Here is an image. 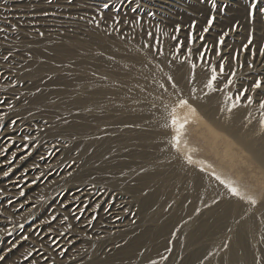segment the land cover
I'll return each instance as SVG.
<instances>
[{
  "label": "rangeland",
  "instance_id": "374dc122",
  "mask_svg": "<svg viewBox=\"0 0 264 264\" xmlns=\"http://www.w3.org/2000/svg\"><path fill=\"white\" fill-rule=\"evenodd\" d=\"M74 40L83 44V59L95 55L104 61L81 72L60 60V52L81 53L70 44ZM262 49L264 0H0V264H227L220 258L228 245L225 237H220L222 246L215 248L206 228V235L197 241L192 236L193 243L185 240L186 235L210 225L206 209L219 212L224 201H238L250 207L244 210L247 214L253 213L251 206L264 203V165L227 132L214 128L213 134L209 127L214 126L205 115L228 111L235 103L234 108L247 107L251 121L264 128ZM141 57L156 64L164 58L175 70L166 75L139 74ZM121 61L130 65L131 73L119 66ZM184 69L190 76L200 73L204 84L215 69L216 80L205 92L208 100L202 107L191 104L190 95L182 93ZM109 73L117 76L115 83L108 82L104 74ZM76 77L93 83L89 91L103 103L101 108L87 114L79 108L55 107L56 100L80 95L77 87L62 84ZM257 81L261 86L253 88ZM37 96L45 100L36 103ZM139 96L152 108L151 117L133 127L151 130L150 122L158 119L173 155L172 170L164 174L161 185L136 180L135 166L103 172L97 168L113 165L116 154L127 159L121 155L124 151L113 150L88 165L107 137L123 140L122 131L114 125L92 127L89 135L70 129L79 121L77 116L86 115L94 124L96 117L115 113L112 104L117 98L137 100ZM222 98L226 103L220 109ZM182 99L191 108L180 106ZM174 116L178 122L188 121L179 143ZM190 149H196L191 162L187 160ZM190 169L210 178L220 189L215 190L217 196L205 204L199 200L192 216L160 238L143 239L136 253L151 249L152 259H119L122 247L158 224L154 213L146 212L155 211L160 203L143 210L138 201L152 189L159 187L163 194L166 216H184L191 199L179 202V194L186 193ZM213 171L233 182L239 195L217 181ZM83 191L90 195L83 197ZM111 206L117 207L112 223L116 226L100 218ZM259 251L246 264H264V246Z\"/></svg>",
  "mask_w": 264,
  "mask_h": 264
},
{
  "label": "bare ground",
  "instance_id": "6f19581e",
  "mask_svg": "<svg viewBox=\"0 0 264 264\" xmlns=\"http://www.w3.org/2000/svg\"><path fill=\"white\" fill-rule=\"evenodd\" d=\"M70 44L78 48L81 53L74 55L66 51L60 52L61 56H63V58H61L60 60L64 59V62H66V64L71 62L81 72H83L84 70L87 71L88 65L90 67V65L93 66L100 61H104V58L100 56L97 57L95 55L87 56L84 57L85 59H83V44L75 40L70 41ZM131 47L133 48V50L136 49L134 45H132ZM39 54L43 55V53ZM143 57H141L142 61L137 70L139 74L150 71L151 73L153 72L159 75H166L172 74V72H174L175 70L174 66L170 64L171 62L168 63L165 62L166 60L163 61L164 58H162L160 63L156 64L146 61ZM119 66L124 69V71H129V69L131 68L126 61H121ZM104 75L107 76L108 82L110 83H115L117 80V76L110 73L108 75ZM129 75L131 76V74ZM183 75L185 84L183 83L184 86L182 87V93L185 95H190L189 102L191 104L196 107H202V105L205 104L208 100L207 95H205V92H207L208 89L207 84H204L206 82L202 81L204 79L202 78L200 73H195L194 75L190 76L188 70L184 69ZM130 76L128 77L129 81H133L134 83L136 81L138 82V80H134L130 78ZM64 82L65 81H63L62 84L67 87H77L80 95L71 96L70 99L64 101H54V105L57 109L64 110L79 108L86 111L87 114H90V112H95L96 109L102 107L103 103H101L99 99L95 98L92 95L93 90L91 92L89 91V89L93 88V83L91 85V83L87 82V80L83 79V77H76V79L72 83ZM137 82L135 84L137 86H140V84ZM61 91V88H58V90H56V94L59 96ZM140 99H143V97L139 96L137 100H125L124 98L119 97L112 104V111H114L115 113L110 117L98 116L95 118V122L93 124L89 122V119L86 117V115L82 114L76 117L79 121L70 129L72 131L82 132L83 135H89V130L92 127L100 128L106 125H114L118 130L122 131L124 135L123 140L121 142L117 139L114 141L111 137H107L106 140L101 142L99 148L93 151L92 157L89 158L90 161H88V165L101 160V158H103L106 154L113 150L124 151V153H122L121 155H125L126 157H128L127 159H118L116 158V156L119 154H116V156H113V159H115L113 165L99 164V167L97 168H100L101 171L113 168L122 170L126 167L135 166L136 180H140L144 183L154 181L157 183V185H161L164 180V174L170 171V169L172 170L171 167L173 162V155L169 150L165 132L160 125L161 122L158 119L154 118L155 120L150 122V126H153V129L151 130L133 127L138 123H142L145 121L148 122L147 120H149L151 117L152 108L146 106L145 103ZM43 100H45L43 96H37L34 101L36 103H41ZM224 103H226L224 98L219 100L220 109H222ZM205 118L210 120L213 124L214 127H209L210 131L213 134L215 133L214 128L218 131L227 132L234 139V141H237L238 143L242 144L244 148L250 150L256 160L260 164L264 165V128H262L257 123V121H251L249 110L247 109V107H242L239 109L232 108L230 111L228 110L222 112L221 110H217L212 112V114H209V116L205 115ZM232 142L233 141H231V144ZM131 145H136L139 148L131 150ZM182 169L184 171L186 168L183 166ZM122 178H124V181L126 180V177ZM184 187L186 189V193H184L183 195L179 194L180 201L178 198L176 200L172 199L173 204H177L178 201L182 202L184 201V199H191V202H189V204L183 210L184 216L178 213L166 216L165 212L162 211L163 194L161 195V193L159 192V187L152 189L139 198L138 201L142 205L141 207H143V210H151L155 203H160L158 207L154 209L155 211L146 212L149 215L151 213H154L152 217L158 221V224L154 229H145L140 237L134 240L131 239L132 241H129L126 246L122 247L120 250L118 249L119 259L123 260L124 262H132L136 259H143V261L152 259L154 251H151V249H148L142 254L136 253L138 247L142 245L143 239L144 241H150L152 240V238H160L182 220H186L187 217L192 216V213L194 212L196 207V203H198L199 200H203V204L211 202L212 199L217 196L215 190L217 189L218 191H220V189L215 186L210 178L196 170L191 169L189 171V176L186 183L184 184ZM86 195H90V193H85L83 191V197ZM74 198L77 197L74 196ZM83 202H85L84 198ZM78 208L80 209V205L76 207V209ZM116 208V206H111L107 214L102 215L100 218H103L106 223L112 224L114 221L113 218H115L118 214V212H116ZM247 208L250 209L249 206L244 207L240 205L238 201L231 202L229 200L223 202L219 212L215 211L213 208L206 209L207 215L210 219L212 218L211 224L209 225V223H207L205 224V227L202 226L196 231L188 233L185 240L189 244L191 242L193 243L194 241H197L201 237V234H205L203 231L206 228L205 231H208L207 235H210L211 243L215 246V248L219 244L221 245L219 241L220 237H225L228 240L227 248L223 251V253L221 252L222 254H220V258H223L227 264H246L251 257H258V255L260 254L259 247L261 246L262 248L264 246V203L251 206L253 212L251 214H247L244 211ZM86 213L87 211L84 212L83 217H85ZM186 224L188 223L186 222ZM116 225L117 224H112V226ZM193 235L195 236L194 241H192ZM109 260L110 259H106L104 262H107ZM261 261H263V259Z\"/></svg>",
  "mask_w": 264,
  "mask_h": 264
},
{
  "label": "snow or ice",
  "instance_id": "6c2138e0",
  "mask_svg": "<svg viewBox=\"0 0 264 264\" xmlns=\"http://www.w3.org/2000/svg\"><path fill=\"white\" fill-rule=\"evenodd\" d=\"M103 7H104V8H107V7H108V4L105 3V4L103 5ZM253 7H255V4H253ZM213 19H214V18H213ZM212 22H213L212 19H210V20L208 21L209 25H211ZM205 31H207V29H205ZM41 35H43V34L41 33ZM223 39H224V38H223V36H222V37H221V42H223ZM249 42L251 43V40H250ZM245 47H247V46H245ZM261 51L264 52V49H262ZM192 67L195 68V65H193ZM220 70H221V72H223V65L220 66ZM168 80H170V81L173 80V77L169 76V77H168ZM215 80H216V72H215V69H213V74H212L211 78H210L209 81H208L207 87L211 89V88H212V85H213V82H214ZM229 82H230V81H229ZM172 86H173V87H176V83L174 82V83L172 84ZM260 86H261V82H260V81H257V82L253 85V88H259ZM162 87H163V85H162ZM245 91H246V90H245ZM241 94H243V93H241ZM239 98H240V97L237 96V97H236V100L238 101ZM248 99H249V101H251V97H249ZM179 104H180V106H185V105H187L189 108H191V105L188 103L187 100H183V99H182V100H180ZM261 106L264 107V101L261 102ZM232 107H233V108L236 107V104L233 103V104H232ZM230 110H231V109H229V111H230ZM192 111L194 112L195 109L192 108ZM172 123H173L174 125H177V135H176L175 139H176L177 143H179V141H180V135H181V130L184 129V127H185V125L188 123V121H187V120H184L182 123H181V122H178L177 118L174 116L173 119H172ZM262 124H264V121H262ZM193 151H196V149H190V150H189V154L187 155V160H188L189 162L192 161L191 152H193ZM209 167H211V166L209 165ZM5 175H7V174L5 173ZM212 175L215 176L216 180L219 181L221 184H225V186L230 190L231 193H233V194H235V195H239V190H238L237 187L233 186V182L222 180L221 177H220L219 175H216L215 171H213ZM255 202H256L255 200H252V203H255Z\"/></svg>",
  "mask_w": 264,
  "mask_h": 264
}]
</instances>
